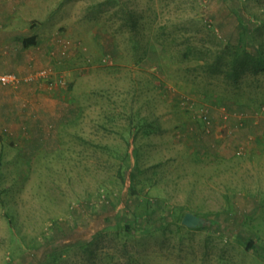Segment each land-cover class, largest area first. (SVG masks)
Masks as SVG:
<instances>
[{
	"label": "rangeland",
	"instance_id": "1",
	"mask_svg": "<svg viewBox=\"0 0 264 264\" xmlns=\"http://www.w3.org/2000/svg\"><path fill=\"white\" fill-rule=\"evenodd\" d=\"M23 1L4 52L41 43L0 74L53 81L27 83L26 118L0 115V264H264V68L234 71L264 56V0Z\"/></svg>",
	"mask_w": 264,
	"mask_h": 264
},
{
	"label": "crops",
	"instance_id": "2",
	"mask_svg": "<svg viewBox=\"0 0 264 264\" xmlns=\"http://www.w3.org/2000/svg\"><path fill=\"white\" fill-rule=\"evenodd\" d=\"M176 0H172L170 2V4L173 6L174 2ZM13 2V3H12ZM24 2V1H23ZM26 3L28 4V1L24 2V3H20V0H0V22H10V23H17V21H19L18 19H20V17L22 16L20 13V9H21V5H26ZM30 4V3H29ZM28 4V5H29ZM23 7V6H22ZM10 23H8L10 25ZM2 31H0V65L5 62V60H8L9 62L11 60L14 61V63H22L23 66H21V68H17L15 70H19L21 71L20 73H26L29 69V65L28 68L26 67L27 62L29 60H33V58H30L28 53L29 51L25 52L28 48H24L25 50L23 51H18L17 54L15 55L14 52H4V51H9L10 49L13 50V48L17 49L16 46V36L10 34L9 32H5L4 34H1ZM32 33V32H31ZM29 36H25L23 38H28L31 36H34L36 34L32 33ZM38 38V37H37ZM40 40L38 39V44H40ZM35 45V44H34ZM37 45H35L36 47ZM22 50V48H21ZM18 56V57H17ZM39 61V59H37V62ZM32 85H28L27 83L23 84L21 86V90L18 92H14V91H5V92H0V115H2L3 117L7 118L9 121L12 120L13 116H16L20 119L26 118V116H28V113L31 112V110H23L21 107V102L24 103V101L26 100L27 102H29L30 104V108H32V110H34L35 108V103H33V101H38L39 96L41 95H37L36 93H34L33 91H31L30 89H26L27 87H31ZM37 108V107H36ZM38 117L40 118L39 121H36L35 126H34V131L36 132V128L38 125H41L39 127V129L37 130L39 133H42L43 130V123L41 121H46V120H42L44 117H49L51 115V110L49 108H46L44 111H40L38 112ZM50 119V118H49ZM41 120V121H40ZM48 120V119H47ZM26 124H28V121H25ZM13 124H10V126ZM17 135H19V145H21V149L26 150V152H32L34 149L30 148V145H27V143L24 142V140L26 139V135L23 136V134H19L17 133ZM254 145V144H252ZM263 146V145H262ZM253 150L259 151L261 148L260 144H256L253 146ZM254 152V151H253ZM256 153V152H255ZM84 223H82L83 225Z\"/></svg>",
	"mask_w": 264,
	"mask_h": 264
},
{
	"label": "trees",
	"instance_id": "3",
	"mask_svg": "<svg viewBox=\"0 0 264 264\" xmlns=\"http://www.w3.org/2000/svg\"><path fill=\"white\" fill-rule=\"evenodd\" d=\"M22 43H23V48H30L31 46H35V45H39L38 44V38L37 35L28 37V38H23L22 39ZM35 44V45H34ZM238 67L236 68L234 66V71H236L235 73V80L238 81V79H240L243 75H245V73L247 71H250L251 69H253L252 66H254L255 71L259 72L261 70H263L264 68V56L259 54L258 56H255L251 53H249L246 50L242 51V54L239 56V62H238ZM256 63L258 65H260V69L257 68L255 65ZM236 69V70H235ZM259 69V70H258ZM256 72V73H257ZM196 103V101H193ZM242 108V106L240 107ZM189 113L187 115H190L192 117V112L191 110L188 111ZM203 119V117L201 118ZM199 121V120H197ZM202 121V120H201ZM200 122V121H199ZM188 128H191L193 130V136L195 138V144L197 146V148L202 151V150H209V144H206V135H208L205 131V129L202 127V123L201 125L197 122H191V123H187L186 125ZM183 132H186L185 130H182ZM128 174L130 175L128 178L129 182H125L127 184V188L130 189L132 192H134V188L132 185V179L135 178L136 174L135 172L132 170H130V172H128ZM133 188V189H132ZM0 194H1V190H0ZM154 215V214H153ZM134 218L137 219V217L135 216ZM138 220V219H137ZM139 223V222H138ZM134 225L132 226H128L127 228L129 229V231H134ZM200 228H202V225H200Z\"/></svg>",
	"mask_w": 264,
	"mask_h": 264
},
{
	"label": "built area",
	"instance_id": "4",
	"mask_svg": "<svg viewBox=\"0 0 264 264\" xmlns=\"http://www.w3.org/2000/svg\"><path fill=\"white\" fill-rule=\"evenodd\" d=\"M52 75L53 73L50 70H46V69L37 70L35 71V73L32 72L31 74L25 77H22V75H19L13 72L2 73L0 74V84L4 86H8V87L10 86V87L18 88L24 82L30 83L34 81H40L41 79L42 80L50 79V82H51L53 81L51 78ZM55 77H56V82H57L58 87H63V88L67 87V82L64 76H61L58 74ZM225 118H228V116L226 115ZM203 121L206 123H210L208 113H204Z\"/></svg>",
	"mask_w": 264,
	"mask_h": 264
},
{
	"label": "water",
	"instance_id": "5",
	"mask_svg": "<svg viewBox=\"0 0 264 264\" xmlns=\"http://www.w3.org/2000/svg\"><path fill=\"white\" fill-rule=\"evenodd\" d=\"M183 223L187 227H192V228H198L200 227L201 224L200 219L192 213L186 214V216L183 219Z\"/></svg>",
	"mask_w": 264,
	"mask_h": 264
}]
</instances>
